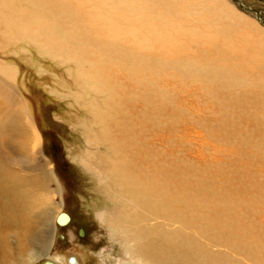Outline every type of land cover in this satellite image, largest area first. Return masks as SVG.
Wrapping results in <instances>:
<instances>
[{
  "label": "rangeland",
  "instance_id": "374dc122",
  "mask_svg": "<svg viewBox=\"0 0 264 264\" xmlns=\"http://www.w3.org/2000/svg\"><path fill=\"white\" fill-rule=\"evenodd\" d=\"M15 1L0 0V67L18 74L17 87L26 99L21 97L23 105L37 119L42 155L53 166L56 176L57 182H52L50 188L59 184V193L54 194L63 207L58 215L68 214L61 225L55 220L57 235L54 234L47 254L60 258L64 264H69L72 256L78 257L80 264H141L144 256L138 255V251L135 255L127 251L128 246L119 235L121 226L102 218L116 206L122 207L118 191L107 195L101 190L96 176L78 157L88 149L100 153L105 147L91 146L84 137L87 130L81 124L87 119L93 121V117L82 106L88 98H83L79 106L69 94L80 89L69 76V67L72 70L73 65L62 63L60 56L47 55L41 48L42 42L14 33L9 24L11 17L13 20L17 15L22 19L26 13L34 12L31 1ZM229 1L236 6L235 0ZM242 1L264 15V0ZM121 69L115 77L122 82L117 88L121 95L120 123L112 131L120 141L119 150L126 156L123 164L146 185L156 188V197L163 196L168 215L143 218L134 226L146 229L159 223L168 231L179 230L186 237L183 250L196 251L199 264H264V100L244 109L229 97H213L214 88H205L203 82L173 72L160 74L158 85L164 90L161 92L157 86H149L148 78L141 79L149 72L138 73L134 65V77L129 78L127 70ZM9 107L0 89L3 160L17 157L11 139H21V133L26 132L11 119L16 115V106ZM256 109L260 113L254 114L252 110ZM3 124L8 130L14 127L15 135L10 138ZM120 128H128L133 134H122ZM21 208L7 212L4 202H0V219L16 212L25 215ZM9 218L12 220L10 215ZM33 221L30 218L35 231L37 225ZM17 230L4 229L11 231L7 233V243L13 247ZM30 238L24 243L27 248L35 242ZM42 240L45 238L34 244L33 251L38 253L35 259L46 249ZM16 256L17 251L15 260ZM36 261L32 264H38Z\"/></svg>",
  "mask_w": 264,
  "mask_h": 264
},
{
  "label": "bare ground",
  "instance_id": "6f19581e",
  "mask_svg": "<svg viewBox=\"0 0 264 264\" xmlns=\"http://www.w3.org/2000/svg\"><path fill=\"white\" fill-rule=\"evenodd\" d=\"M27 1L34 4L30 7L34 12L26 13L22 19L15 15L17 18L12 20L11 15V23L7 22L12 30L23 39L42 42L41 48L47 55L60 56L62 63H71L69 76L80 89L69 94L79 106L83 98L89 99L82 106L88 108L94 122L82 121L87 130L84 137L89 145H102L105 150L93 153L88 149L78 157L96 176L101 190L107 195L118 191L123 202L122 207L116 206L102 218L121 226L119 235L128 246L127 251L134 255L138 251V255L144 256L141 264H199L196 251L183 250L186 237L179 230L168 231L159 223L146 229L134 226L143 218L168 215L163 196L156 197V188L146 185L123 164L126 156L119 150L120 141L112 131L120 123L121 95L117 88L122 82H117L119 79L116 81L115 77L119 76V67L127 70L129 78L134 77L135 65L138 73H150L138 76L148 78L149 86L152 84L154 89L159 88L161 73L173 72L203 82L205 88H214L213 97L219 100L229 97L245 109L248 104L264 100V15L242 0H235L236 6L229 0ZM10 70L0 67L2 97L9 108L16 106L13 111L16 115L11 119L26 132L21 133V139H11L17 157L7 155L3 160L0 153V202H4L7 212L19 206L26 212L9 214L12 220L8 214L0 219V263L32 264L44 255L36 261L38 264H64L47 252L52 248L54 234L57 235V224L65 223L68 214L58 215L63 207L54 194L59 193V184L50 188L52 182H57L53 166L43 158L37 119L23 105L21 97L26 99L17 87L18 74ZM14 102L19 104L11 105ZM252 111L260 113L257 109ZM4 124V131L11 138L16 129L8 130ZM125 129L121 130L122 134H133ZM29 217L34 218L36 232ZM8 227L18 229L13 237L15 247L7 243L11 231L4 229ZM43 237L46 249L35 259L38 253L33 251L34 244ZM29 238L35 242L27 248L24 243ZM16 251L17 260L13 258ZM69 264H80V260L72 256Z\"/></svg>",
  "mask_w": 264,
  "mask_h": 264
}]
</instances>
